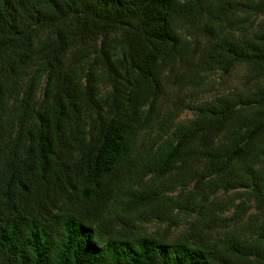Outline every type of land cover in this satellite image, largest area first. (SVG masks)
Here are the masks:
<instances>
[{"label":"trees","instance_id":"16d2710c","mask_svg":"<svg viewBox=\"0 0 264 264\" xmlns=\"http://www.w3.org/2000/svg\"><path fill=\"white\" fill-rule=\"evenodd\" d=\"M0 264H264V0H0Z\"/></svg>","mask_w":264,"mask_h":264},{"label":"rangeland","instance_id":"374dc122","mask_svg":"<svg viewBox=\"0 0 264 264\" xmlns=\"http://www.w3.org/2000/svg\"><path fill=\"white\" fill-rule=\"evenodd\" d=\"M246 73V69L243 65H238L234 69H232L225 77L220 76H212L211 80L206 83L201 90L196 89L195 87H188L186 91L190 93V98H208L210 96H213L218 93H226L232 88H241L244 82V76ZM184 93V92H180ZM191 116L190 110H185L181 113L180 118L185 119L187 117ZM230 194H235L234 191H230ZM228 193H223L221 197L226 196ZM255 207L251 208V211H255ZM232 210L229 212H226V215H229ZM153 219L142 221V223L147 226L150 229H155L157 227H164L168 223V220H164V215H162V212L159 211V214L152 217ZM194 218V215L189 214H180L176 217L174 221H171V229H170V235L172 237L178 235L180 232L185 231L188 228L189 222L192 221ZM214 224L213 222H210ZM218 233H223L225 231L226 227L222 223H216L214 226Z\"/></svg>","mask_w":264,"mask_h":264}]
</instances>
